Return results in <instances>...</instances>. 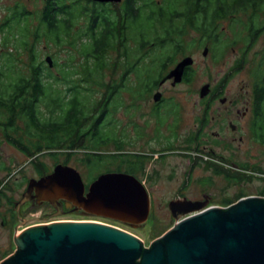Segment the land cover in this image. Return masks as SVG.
Here are the masks:
<instances>
[{
    "label": "rangeland",
    "instance_id": "1",
    "mask_svg": "<svg viewBox=\"0 0 264 264\" xmlns=\"http://www.w3.org/2000/svg\"><path fill=\"white\" fill-rule=\"evenodd\" d=\"M43 1L0 0V27L4 18L15 8L22 9L30 15L27 26L29 33L25 36L28 48L25 49L24 46L14 42L12 33L8 34L2 30L5 28L3 25L0 30V54H8L11 57L13 69L19 76L28 75L33 60L29 49L37 54V62H44L47 56L53 59L54 64H57L51 69L54 76L58 74L61 65H66L72 68L73 72L80 73L84 62L79 54L81 40L74 41V39L75 34L83 31L84 20L77 19L75 27L71 29L72 34L68 38L64 37L57 46L42 36L36 39L33 31L39 25L38 19L44 6ZM66 1V3L70 2V0ZM71 11L77 16L81 9L76 6ZM254 17L257 22L255 24L264 28V11L248 10L220 21L218 23L220 44L215 46L210 44L205 56L203 55L205 45L197 44V31L190 25L184 27V45L180 46V51L175 55V62L169 68L184 57L190 56L193 59L190 79L187 84L168 90V94L175 102H180L184 107L177 122L181 123L179 132L182 136L187 133L196 134L197 119L193 116L199 111L202 102H214V106H221L219 99L226 96L228 99L236 100L240 110H243L244 104L251 109L253 71L264 53V31L256 40L251 41L252 43L246 42L251 34L247 27ZM15 31L18 29L16 28ZM132 34L131 31V36ZM4 37L8 38L7 42L3 41ZM70 42L75 43V46H71ZM125 45L123 50H111L105 54L106 65L98 84H82L91 89L89 103H99L103 100V95L104 99L107 98L110 88L115 89L113 101L110 102L112 106L108 107L110 111L105 118L107 124L104 122V135L109 140L118 139L121 142L120 148L111 142L99 150H92L86 139L83 141L78 139L71 149L66 147L55 150L43 149L28 156L6 142L0 126V263L14 254L16 237L32 226L54 222H96L137 237L147 248L174 226L175 221L169 215L167 205L177 194L197 200H203L201 198L203 194L214 195V200L206 207L218 208L235 204L241 196L264 198V144L256 142L251 136L248 130L249 118L238 123L240 129L237 132L230 131L226 121L224 122L221 135L226 134L231 138L234 137L235 140L230 143L229 148L227 145L224 146L216 156L190 154L191 149L189 150L188 147L185 149V146L182 148L174 146L171 152L158 159L159 154L155 151L158 142L153 141L152 137L156 133L153 130L154 119L148 115L145 104L140 106L139 112L135 107L133 89L136 78L132 72L126 73L128 65L125 64L126 59L122 57L125 52H130L132 57L130 50L133 44L126 42ZM131 57L129 61H133L134 58ZM2 60L0 59V63ZM140 65L142 66V63ZM80 76H75V80H79ZM207 83L216 91L221 90L219 97L215 99L210 95L208 99L200 100L199 92ZM40 110L44 111L43 107H40ZM136 113L141 114L140 119ZM0 122H5L1 113ZM136 125L142 128V134L137 135ZM161 128L163 129L160 126L157 132H162ZM24 133L20 121L16 124L15 132H8L11 138L19 141L21 138V143L30 147L29 142L35 140ZM239 137H242L241 141ZM93 153L103 157V164L97 170L89 166V161L93 160L90 155ZM57 164L75 169L85 185L89 183V178H96L103 173L132 171V175L143 182L146 181L143 186L151 196L147 221L132 227L81 212L68 211L57 214L47 203L32 204L31 201H26L18 205L28 181L51 173ZM189 166L192 170L187 178ZM224 197L230 202L224 203ZM3 216H6V224Z\"/></svg>",
    "mask_w": 264,
    "mask_h": 264
},
{
    "label": "trees",
    "instance_id": "2",
    "mask_svg": "<svg viewBox=\"0 0 264 264\" xmlns=\"http://www.w3.org/2000/svg\"><path fill=\"white\" fill-rule=\"evenodd\" d=\"M88 1H92L89 12L80 8L82 1L79 0H70L69 3L59 0L49 5L45 10L46 15H40L39 25L33 31L36 39L42 36L57 46L64 37L68 38L72 34L70 26L73 18H88L83 31L75 34L74 39L81 40L79 54L84 62L80 73L61 65L54 76L51 69L57 64H54L53 59L52 67L45 61L37 62V54L29 49L33 60L28 75L19 76L13 69L11 57L0 54V59H3L0 63V113L5 119L4 123L0 122V126L6 142L25 155L32 156L43 149H71L78 139H86L92 150H99L111 142L121 147L118 139L109 140L104 135V122L110 111L108 107L112 106L110 102L113 101L115 89L110 88L107 98L104 99L103 95L99 103H89L91 89L82 85L100 82L107 52L123 50L126 42L133 44L130 50L132 57L130 52H125L122 57L128 65L126 73L132 72L137 77L141 93H144L151 81L174 64L175 55L183 46L180 37L186 25L197 32L202 29L212 31L220 15L224 17L248 10L264 11V0H126L119 12L110 11L93 0H87L86 6ZM55 6L56 10L53 9ZM76 6L81 9L77 16L74 11L71 12ZM29 19V13L15 8L5 28L0 30L12 33V40L27 49L25 36L29 33ZM255 23V17L251 18L247 27L251 32L246 41L248 43H252L264 31ZM16 28L18 31H15ZM3 41L7 42L8 38L4 37ZM70 43L75 46V43ZM129 57L134 58L133 61H129ZM140 63L142 66H139ZM190 67L186 68L188 80ZM78 75L81 78L75 80ZM253 78L250 132L256 141L264 144V53L255 65ZM18 121L23 124L24 134L35 140L29 142L30 147L22 144L21 138L19 141L8 134L9 131L15 132ZM90 156L93 160H88L89 166L99 169L103 157L96 153ZM126 174L132 175V171L128 170ZM95 179L89 178L87 185Z\"/></svg>",
    "mask_w": 264,
    "mask_h": 264
},
{
    "label": "water",
    "instance_id": "3",
    "mask_svg": "<svg viewBox=\"0 0 264 264\" xmlns=\"http://www.w3.org/2000/svg\"><path fill=\"white\" fill-rule=\"evenodd\" d=\"M100 3L120 0H93ZM208 52L203 49V55ZM45 62L52 67V59ZM193 65L185 57L167 79H182ZM209 92L202 86L200 98ZM37 199L56 208L64 200L86 214L136 227L147 221L148 193L130 174L108 172L85 185L80 174L57 164L51 173L30 179L18 205ZM174 226L149 247L135 236L96 222H54L23 230L14 254L0 264H264V198L245 197L226 208L205 202L168 203Z\"/></svg>",
    "mask_w": 264,
    "mask_h": 264
},
{
    "label": "flooded vegetation",
    "instance_id": "4",
    "mask_svg": "<svg viewBox=\"0 0 264 264\" xmlns=\"http://www.w3.org/2000/svg\"><path fill=\"white\" fill-rule=\"evenodd\" d=\"M78 1V0H75ZM87 0H84V2H81L80 8L84 10V12H89L91 9V2L88 1L87 6L85 5ZM126 0H120L118 3L114 2H96V4L103 5L108 10L112 11L111 9L116 11H121L122 6L124 5ZM135 1V0H134ZM44 6L42 10L40 11V15H46L45 10L47 7L49 8V5L58 3L59 0H44ZM74 2V1H73ZM136 4V3H135ZM57 5V4H56ZM53 9H57L56 6L53 7ZM73 12V11H71ZM114 14V13H113ZM232 14H228L224 17H221L213 24L212 31H202L196 32L198 35V41L197 44L205 45V48L209 47L210 44L212 45H219L220 44V37L218 34V23L222 21L223 19H227L228 17H231ZM12 16V13L10 12L8 16L4 18V21L1 23V25H6L9 21L10 17ZM233 16V15H232ZM72 17V16H71ZM74 19V20H73ZM72 19L71 23V29L75 27L76 18ZM80 20H84L85 24L87 19L84 17H79ZM2 26L0 28H2ZM5 27V26H4ZM184 34L181 35L180 44L184 45ZM208 49V48H207ZM190 57V56H186ZM185 58V57H184ZM193 60V59H192ZM181 61V60H179ZM178 61V62H179ZM176 62V64L178 63ZM175 64V65H176ZM175 65L173 67H175ZM172 67V68H173ZM169 68L164 73H160L158 78L150 82V87L146 89L144 93H141V86L140 81H135V87L133 89L134 93V99H135V107L138 108V112L140 109V106L146 105L148 109V115L154 119V127L153 130L156 131L155 135H152L153 141L158 142V147L155 149L158 153V159L162 158L167 153L171 152L172 148L174 146H178L182 148V146H185V149H188L191 151L190 154L198 153L200 155H206L208 157L216 156L224 146L227 145L229 148L230 143L235 140V138H231L226 134L221 135V129L223 128L224 122L226 121L228 128L232 132H237L238 129H240L238 123L241 122V120L250 119V124L252 120V106L251 109L248 106L243 105V110L239 109V105L236 102V100L228 99L226 96H223L219 99V103L221 106H214V102H202L200 103L199 111L196 113L193 118H196V134L189 135L187 133L186 135L182 136L181 132H179L180 124L178 122V117L180 116V113L182 109L184 108L183 105L180 102H175L172 96L168 94L169 89H173L178 87L181 84H187L188 83V76H187V69H184V73L182 76V79L179 83L173 84V79H167L166 76L168 75L169 71L172 69ZM137 78V77H136ZM139 78V77H138ZM190 78V77H189ZM209 92L206 96L203 98H199L200 100L208 99L210 95H212L215 99L219 97L218 95L221 93V90L214 89L209 83ZM214 91H216L214 93ZM145 101V102H142ZM249 113V115H248ZM138 119H140L141 114L136 113ZM182 116V115H181ZM156 126V127H155ZM161 128L162 132H157L159 127ZM174 127V128H173ZM137 135L142 134V128L139 125L135 126ZM249 132L250 129L248 128ZM161 133V134H160ZM155 136V137H154ZM252 138V137H251ZM239 140H242V137H239ZM257 142V141H256ZM176 143V144H175ZM223 143V147H222ZM188 147V148H187ZM191 147V148H190ZM219 157V156H217ZM190 164V161L188 162ZM140 168V166H139ZM192 167H188V173L187 178L190 176ZM124 173V172H122ZM131 175V174H130ZM134 176V175H133ZM142 185L145 186L146 181H142L137 176H134ZM147 190V188L145 187ZM148 193V192H147ZM149 202L151 203V196L148 193ZM245 198L246 196H241ZM240 197V198H241ZM249 197V196H247ZM203 200H197V199H189L185 197L184 195L177 194L174 199L171 201H177V200H190V201H198V202H205L206 206L211 203L214 200V195L209 194H203L201 197ZM239 198V199H240ZM225 201L224 203L230 202L229 199L223 198ZM32 204H43L47 202H38L37 199H34L31 201ZM168 202V203H169ZM17 203L15 202V205ZM49 204V203H47ZM168 206V205H167ZM55 213L61 214L68 211L72 212H81L84 213L81 210L76 211L75 207L70 205L64 200H59L58 207L54 208ZM86 214V213H84ZM169 215L172 218V215L169 211ZM4 223L6 224V216H3Z\"/></svg>",
    "mask_w": 264,
    "mask_h": 264
}]
</instances>
